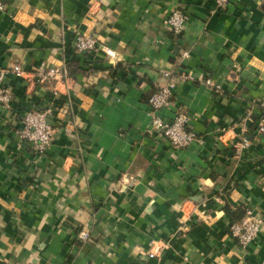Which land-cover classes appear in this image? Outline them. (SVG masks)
I'll return each mask as SVG.
<instances>
[{
  "label": "crops",
  "instance_id": "0c3cea01",
  "mask_svg": "<svg viewBox=\"0 0 264 264\" xmlns=\"http://www.w3.org/2000/svg\"><path fill=\"white\" fill-rule=\"evenodd\" d=\"M2 1L0 67L59 65L66 54L74 83L36 161L12 131L17 114L52 96L5 76L13 100L0 105V264H259L264 225L247 248L228 226L245 207L264 218V134L252 103L264 102V0H230L212 14L213 0ZM175 8L186 14L179 34L164 25ZM75 30L113 49L116 65L98 50L74 52ZM163 69L194 77L160 114L192 115L201 142L175 150L145 132ZM241 137L251 146L237 152ZM83 225L86 242L76 237Z\"/></svg>",
  "mask_w": 264,
  "mask_h": 264
},
{
  "label": "built area",
  "instance_id": "2783aa9c",
  "mask_svg": "<svg viewBox=\"0 0 264 264\" xmlns=\"http://www.w3.org/2000/svg\"><path fill=\"white\" fill-rule=\"evenodd\" d=\"M230 0H213L209 9V14L226 10ZM6 4L0 0V11L6 10ZM186 14L181 8H175L164 20V25L169 32L179 34L185 24ZM70 47L77 53H90L101 51L109 66L114 67L117 63L115 51L108 46L99 44L97 39L90 33L74 31L70 41ZM183 57L188 56V51L182 52ZM67 55L62 58L59 65L41 63L31 68H24L21 64L15 63L8 67H0V105H10L13 100L11 88L4 84L7 74H16L25 79L30 84H43L51 94L52 99L43 107L29 108L17 114L19 123L12 131L13 137L20 145L29 146L34 154L35 160L42 159L51 145L55 134L54 118L59 111V101H67L71 104L70 91L73 87V79L67 67ZM161 74L167 79L166 83L157 85L147 97L149 106L150 123L145 132L148 135L158 134L166 139L170 146L177 150L182 149L193 142H201L199 136L190 128L193 116L185 111L177 110L172 118H166L160 114L163 108L170 106L173 99V91L177 83L194 80V77L187 72L176 71L174 69H163ZM202 83L213 88L214 91H221L220 85L214 83L210 78H205ZM255 108L259 109L257 120V133L264 134V102L253 99ZM63 107V106H61ZM65 107V106H64ZM251 146V141L241 137L237 142L236 151L246 149ZM123 183L132 186L136 181V176L123 174ZM264 225V218L255 212L251 207L244 208V215L235 221H231L228 226V234L242 248L252 243ZM77 239L86 242L90 238L86 225H83L76 233ZM164 248V246H159ZM157 249H151L147 256L149 258L159 256ZM259 264H264V258Z\"/></svg>",
  "mask_w": 264,
  "mask_h": 264
},
{
  "label": "trees",
  "instance_id": "16d2710c",
  "mask_svg": "<svg viewBox=\"0 0 264 264\" xmlns=\"http://www.w3.org/2000/svg\"><path fill=\"white\" fill-rule=\"evenodd\" d=\"M240 218H238V219H234L233 221H235V220H239Z\"/></svg>",
  "mask_w": 264,
  "mask_h": 264
}]
</instances>
